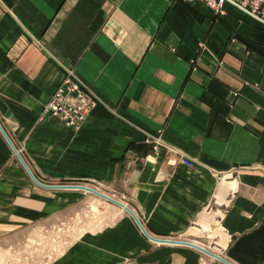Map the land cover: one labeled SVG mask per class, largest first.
<instances>
[{
	"label": "crops",
	"instance_id": "crops-1",
	"mask_svg": "<svg viewBox=\"0 0 264 264\" xmlns=\"http://www.w3.org/2000/svg\"><path fill=\"white\" fill-rule=\"evenodd\" d=\"M224 8L217 16L201 1L0 0V123L40 182L94 187L153 237L201 246L184 235L219 203L227 243L218 255L264 264V25ZM61 66L97 98L79 130L44 113ZM148 134L163 141L159 153ZM225 181L236 188L223 201ZM1 249L10 260L24 250L27 264H226L148 238L93 193L38 185L0 130Z\"/></svg>",
	"mask_w": 264,
	"mask_h": 264
},
{
	"label": "built area",
	"instance_id": "built-area-1",
	"mask_svg": "<svg viewBox=\"0 0 264 264\" xmlns=\"http://www.w3.org/2000/svg\"><path fill=\"white\" fill-rule=\"evenodd\" d=\"M201 1L217 16L225 15V5L230 4L248 17L264 25V0H185ZM65 71V78L58 89L53 93L44 108V113H49L63 125L79 130L97 105L96 95L77 75L72 66H61ZM146 143L152 145L154 151L159 153L165 145L157 135L148 134ZM180 163L193 167L194 162L186 157Z\"/></svg>",
	"mask_w": 264,
	"mask_h": 264
},
{
	"label": "rangeland",
	"instance_id": "rangeland-1",
	"mask_svg": "<svg viewBox=\"0 0 264 264\" xmlns=\"http://www.w3.org/2000/svg\"><path fill=\"white\" fill-rule=\"evenodd\" d=\"M18 151H19V149H18ZM80 185H84V184H82V183H65V184H60V186H80ZM86 186H88V185H86ZM89 187H91V186H89ZM92 188H94V187H92ZM66 189H73V188H66ZM218 204L217 203H213L212 206L207 210V212L209 211V212H212L213 213L215 210H217L216 212H219V213L222 214L226 210V207L225 206L221 207ZM210 215H208L209 218H206L205 217V218H201V219H198L197 221H195V224L192 225V227L189 229V231L184 236L188 240H192V241L198 242L200 244H203L202 247H205L206 249L212 251L213 253L218 254L219 252H222V250L224 249L225 246L218 247L216 249L215 248V244H212L210 242V237H207V233L201 231L200 226H199V225H206L211 230L217 231V225L215 224V220ZM78 236H79L78 234H76L75 236L66 235L64 239H61L60 240V247H59V249L54 250L52 257L45 258L44 259V262L45 263L46 262H49L53 258H55L56 255L61 254L65 250V248L68 247L72 243V241L74 240V238H77ZM208 236H210V235H208ZM214 240L215 241H224L225 243H227L226 242V240H227L226 239V235L224 234V232H223L222 229L217 234V237ZM189 242H191V241H189ZM3 253L4 252L1 249L0 250V264H27V259H26L27 258V255H26V253H25L24 250H21V249L15 250L14 253L12 254V258H11L12 260L7 259L4 256Z\"/></svg>",
	"mask_w": 264,
	"mask_h": 264
},
{
	"label": "water",
	"instance_id": "water-1",
	"mask_svg": "<svg viewBox=\"0 0 264 264\" xmlns=\"http://www.w3.org/2000/svg\"><path fill=\"white\" fill-rule=\"evenodd\" d=\"M0 130L3 133V135L5 136V138L7 139L8 143L10 144V146L12 147L13 151L15 152V154L17 155V157L19 158V160L21 161V163L23 164V166L25 167V169L27 170V172L29 173V175L31 176V178L35 181V183H37L40 186L43 187H47V188H73V189H78V190H84L86 192H90L93 193L119 207H122L123 209H125L137 222V224L139 225V227L141 228V230L143 231V233L150 239L157 241V242H167V243H173V244H183V245H187V246H191L219 261H223L226 264H232L231 262H229L228 260H226L225 258H223L222 256L213 253L212 251L206 249L205 247H202L196 243L193 242H189V241H185V240H177V239H157L155 237H153L152 235H150L147 230L145 229V227L143 226L142 222L140 221V219L137 217V215L134 213V211L128 207L127 205H125L124 203H122L121 201L95 189L86 185H80V186H60V185H46L42 182H40L39 180L36 179V177L34 176V174L32 173L31 169L29 168V166L27 165L26 161L24 160L23 156L20 154V152L18 151L17 147L14 145V143L12 142L11 138L9 137V135L6 133V131L4 130V128L2 127L1 123H0Z\"/></svg>",
	"mask_w": 264,
	"mask_h": 264
},
{
	"label": "bare ground",
	"instance_id": "bare-ground-1",
	"mask_svg": "<svg viewBox=\"0 0 264 264\" xmlns=\"http://www.w3.org/2000/svg\"><path fill=\"white\" fill-rule=\"evenodd\" d=\"M236 188L232 183L229 181H225L224 184L221 186L220 194H218L217 199H221L224 201V199L227 198V195H229L230 192L235 191ZM212 213V212H211ZM215 224L217 225V231L211 230L206 225H199L201 231L207 233V237H210V242L212 244H215V248L226 246V243L224 241H215L214 239L217 237V234L220 232V228L218 227V224L220 223V220L222 219V214L219 212H214L213 214ZM218 232V233H217ZM210 235V236H208Z\"/></svg>",
	"mask_w": 264,
	"mask_h": 264
}]
</instances>
